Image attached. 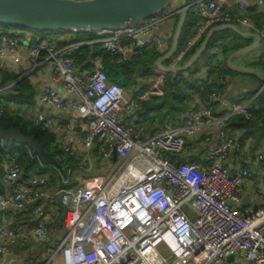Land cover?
Masks as SVG:
<instances>
[{"label": "built area", "instance_id": "built-area-1", "mask_svg": "<svg viewBox=\"0 0 264 264\" xmlns=\"http://www.w3.org/2000/svg\"><path fill=\"white\" fill-rule=\"evenodd\" d=\"M186 8L197 20V37L175 56L173 65L216 25H240L258 33L264 44V26L248 15L252 8L264 16V0H186ZM180 11V5L167 4L139 23L94 31L96 39L63 47L49 40L30 41L21 51L18 35L0 34V71L9 69L6 61L15 72H24L23 76L45 65L64 92L74 94L68 98L50 86L39 93L44 104L61 111L76 110L74 122L55 123L38 112L27 115L31 123L60 132L84 123L80 167L91 173L92 154L97 150L99 160L113 171L101 181L92 173L74 186L49 191L45 175L22 174L18 155L11 152L19 144L0 140L5 153L0 163L4 186L0 212L20 211L34 203L38 215L30 232L6 225L0 217V264H14L11 248L25 246L30 236L47 239L49 228L42 210L55 202L64 208V232L45 264H264V206L240 208L243 181L253 171L249 163L226 164L229 151L239 147L226 119L239 115L253 122L252 99L232 103L221 115L214 114L215 103L221 101L222 85L217 78L218 89L208 95L206 104H192L182 124H167L146 136V125L137 122V112L144 102L163 94L165 72L155 66L141 70L145 76L154 74L152 81L136 95H128L124 85L107 77L102 53L92 58L87 73L81 74L74 63L78 49L92 44L113 63L137 60L148 49L162 55L169 48L167 40L153 33ZM197 77L205 78L206 70ZM208 126L217 127V142L208 148L201 164L192 161L185 148L188 137ZM71 142L66 139L64 152L70 150ZM255 160L264 184V153L257 152ZM59 174L63 184L70 182V171ZM59 214L55 209L54 216ZM229 254H235L234 260L227 259Z\"/></svg>", "mask_w": 264, "mask_h": 264}, {"label": "crops", "instance_id": "crops-1", "mask_svg": "<svg viewBox=\"0 0 264 264\" xmlns=\"http://www.w3.org/2000/svg\"><path fill=\"white\" fill-rule=\"evenodd\" d=\"M248 15L251 16L253 19H255L258 25L264 26V16L263 15H260L258 13L255 14L252 8L250 9V11H248ZM235 26L238 29H240L242 32H255V31H249L248 29L240 25H235ZM174 27H175V23L170 20L167 23L162 24L159 29L154 31L153 34H156L162 37L163 39L168 40L172 35V31ZM228 29H224V30H228ZM1 33H6V32L0 31V34ZM21 33L22 32H20V34ZM10 34H15V33L10 32ZM203 35H200L198 37V40ZM22 36L23 38L20 37L22 40L21 51L25 49L27 43H29L30 41H34V38H32L33 36L31 33L23 32ZM226 36H227L226 39L234 37L232 33H227ZM70 37L71 35L69 33L61 32L58 34H53L52 36L48 37V40L51 41L57 47H63L65 45H61V43L63 41H68ZM194 37H197V32L194 35ZM243 38H244L243 42L245 43V45H249L254 41V39L251 37H243ZM226 41L230 42V40H226ZM260 44H259V48H260ZM89 46H96L95 48L98 49L101 53V49L98 45L92 44ZM219 52L221 54L217 56V59L222 61L224 58V62L226 63V58L231 53V51L228 52L227 54L224 53V56H223L221 49L219 47H214L210 49L211 54L219 53ZM262 52H263L262 50L258 49L250 53L236 55L231 59V64L235 66L247 67L259 73L264 74V58H263L264 54L262 55ZM81 55H82L81 52L77 55L79 56V59H78L79 63H77L75 59H74V63L77 67V70L81 74H83L91 70L92 58L90 57L89 59H81L80 58ZM103 57L105 58L104 54H103ZM6 67L9 68L7 71L15 72L14 70L11 69L8 61H6ZM47 69L48 67L44 65L40 69L34 72H30L27 75H25L29 77L31 84L34 86V89H35L34 101L32 104H17V103L15 104L12 102L7 103V102H4V100H2V104L3 106L8 107L11 111H17L23 115L43 112L45 115L50 117L55 123H61V124L62 123H72L75 120L76 110L69 109L67 111H61L53 107L52 105L44 104L39 101V93L41 89L45 86H50L54 88L60 94H64L68 98L74 97V94H66L64 92L62 85L51 77V75L48 73L49 70L47 71ZM203 69H204L203 67H200L197 73L198 72L201 73ZM105 70H106V66H105ZM230 70H231L230 73H226L224 74V76L219 75L218 77H216L220 79V84L222 85L221 90H220L221 91V101H217L214 105V111L216 113L221 112L222 110L225 112L231 106L232 103H237L238 101H242V100L243 101H249L250 99L253 100L257 96V94L261 91L260 87L264 83V81L261 78L255 75H252L250 73L241 72V71L232 70V69ZM153 77H154V74H150V72H148L146 76L140 74V72L139 73L134 72L131 75V78H132V79L130 78L131 81L128 84H126V85H129V87L125 86L128 92V95H136L141 90H144L147 87V85L152 81ZM163 86H164V83L162 84V89H163ZM150 100H152V98ZM196 103H198L197 99L194 101V104ZM141 110L137 112V122L144 123L147 129L149 130L151 129L152 134L159 132L161 129L165 127V126L161 127V125H158V122H159L158 118H155V116L150 114V112L146 113V115L150 114L151 116L150 119L147 116H141L140 115ZM159 112L160 113L164 112V108L160 109ZM153 118H155L154 120H155L156 126L155 124H153V126H149L148 128L149 121ZM226 127H228V125ZM85 128L86 126L84 125V123L78 122L76 127H74V129L69 132H60L59 130L55 128L50 129V131H52L54 134L52 145L59 149L61 148L63 149L66 139H70L72 141L71 142L72 144H71L69 151H71L72 155L74 156L76 160L78 159V161L79 160L81 161V154H82L81 137L83 136ZM228 129L230 133L234 135L231 132L232 129L229 127ZM240 133L241 131H237L234 137L238 138V136H240ZM187 140H189V142H187L185 153L188 154L190 157H192L195 161L201 164H204L206 151L208 150V148L214 146L217 142V127L216 126L205 127L196 136L188 137ZM238 145H239L238 148L234 147L229 151L226 164L229 166L245 165L246 163L250 164L249 167L253 171V174L251 177H248L243 181L240 208L254 210L255 208L259 206H264V184L260 182V175L258 173V165L255 160V155L257 152L264 153L263 151L264 144H263V147H259L258 144H255L253 145L255 148L252 150L251 149L252 139L251 137H248L244 143H241ZM68 152H64V153L66 154ZM3 157H1V160L3 159ZM92 158L94 162L93 168L96 169L95 165L99 161V159L93 154H92ZM1 162L2 161H0V163ZM81 169L82 168L80 166H78L77 169L70 168V167L67 169V171H70V182H71V176L73 174V170L74 172H76L74 174L75 184H73L72 186L76 185L79 179L82 180L83 178H85V176L79 175L78 173L79 171H81ZM21 171H22V174L27 175L28 177L31 176L32 174L45 175L47 178V184L45 186L46 190L54 191L55 189L59 188V186L54 185L52 182H50L49 175L47 172L37 173L35 169L33 168L26 169L22 165H21ZM92 171H91V174L93 173ZM2 173H3V167L0 164V193L4 191V186L1 180ZM58 174H59V171H58ZM35 205L36 204L31 203L20 211L9 209L8 211H6V213L0 212V217L3 218L4 224L17 225L22 230L30 232L33 226L35 225L36 219L38 217V215L34 213ZM55 209L59 211L60 213L59 215L54 216ZM42 214L46 217L47 225L49 228L47 239H37L33 236H30L25 246L23 247L13 246L11 248L10 255H11V258L14 264H25L27 260V255L30 251H32V247L35 248L39 244V247L50 248L51 246H53L54 243L58 241V238L63 234L64 227L62 224L60 203L55 202V203H52L49 207L43 208ZM35 250L39 252L40 248H35Z\"/></svg>", "mask_w": 264, "mask_h": 264}, {"label": "trees", "instance_id": "trees-1", "mask_svg": "<svg viewBox=\"0 0 264 264\" xmlns=\"http://www.w3.org/2000/svg\"><path fill=\"white\" fill-rule=\"evenodd\" d=\"M1 25L7 26L3 24ZM26 29L27 28H22V31H26ZM28 30L30 31L26 32H32V36H34V32L36 33V35L32 37L34 38V41L48 40L46 32L69 33L71 37L68 41H63L61 45L93 40L97 38L93 31ZM196 32L197 20L187 12L178 41L177 55L186 47L187 43L194 37ZM205 33L199 40H196L190 46L189 50L179 61L180 64H184L190 55L199 47L205 36ZM227 33H232V35H234L232 38L233 40H230V42L225 40ZM171 38L168 42V46H170ZM243 39V37L230 29L215 32L212 35L206 50L209 46L210 49L219 47L221 49L222 55L224 56V53L227 54L230 51L244 46L245 43L243 42ZM95 47L96 46L89 45L82 46L80 49H78L74 57L75 61L79 63V56L77 55L80 52L82 53L80 57L81 59H89L90 57L93 58L96 54H98V51ZM101 53H103V51H101ZM204 53L200 57H203V59L205 58V60L207 59L208 62L206 64L203 63L202 66H200V64L198 65L197 60L186 71H178L174 76L172 74H166L163 86L164 94L160 97H153L152 100H149L146 103L144 102V107L142 106L143 109H140V115L147 116L149 119L151 117L150 114L154 115L155 118H158V125H161V127H164L167 123L179 125L184 122L189 107L194 104L196 99L198 102L206 104L208 95L214 90L218 89V86L215 83L217 79L216 77L219 75L224 76L229 68L224 62V58L222 61L217 60L214 64H212L211 59L214 57V55H211L210 50L206 55ZM103 54L105 56L104 61L107 77L110 78V80L124 86L130 82L131 75L134 73L137 66L144 64L147 69H150L154 67L155 60L161 56V54L155 52L153 49H148L144 55L145 57H141L142 59L139 58L137 60L124 63H111L109 61V56L105 53ZM170 61L171 59L167 60L169 63ZM199 66L206 70V77L203 79H198L197 77V71L200 69ZM23 75L24 72L0 71V107L3 108V113L0 116V128L3 130L9 129L11 127L15 128L19 130L22 135H33L38 142L43 143L44 149L51 153L52 157L57 161V165H48L42 160H40L42 163L40 164L37 158L31 157V155H34V153H32L24 145H15L13 148H11V152H14L18 155L20 164L26 169L33 168L37 171V173L47 172L50 182H52L54 185L59 187H70L73 185L72 183L75 181V179L69 184H63L58 171L61 174H65L69 167L77 169L78 166H80V160L78 162V159L76 160L74 158L71 151L65 154L62 148L59 149L52 145L54 134L52 131H50V129H45L40 125L32 124L27 116L20 114L17 111H11L8 107L3 106L2 104V100L7 103L12 102L15 104L33 103L35 93L34 86L31 84L29 77ZM200 103H198V105ZM249 104V109L252 110L256 116L253 122L247 121L239 115H231L226 119V126L228 125V127L232 129L231 132L234 134V136L237 131H241L240 136L236 138L238 144L244 143L248 137H251V149L253 150L255 148L253 145L258 144L259 147H263L264 144V89H262L257 94V96L249 102ZM198 105L196 103V106ZM162 108H164V112L160 113L159 111ZM147 112H150V114L146 115ZM222 113H224L223 110L218 113L214 111V114L216 115H221ZM155 118L149 121L148 128L149 126H153V124H155ZM145 131L146 136L153 135L151 133V129L149 130L146 128ZM187 142H189V140H187ZM3 156H5V153L0 145V161H2L1 157ZM190 158L192 161L196 162L192 157Z\"/></svg>", "mask_w": 264, "mask_h": 264}, {"label": "water", "instance_id": "water-1", "mask_svg": "<svg viewBox=\"0 0 264 264\" xmlns=\"http://www.w3.org/2000/svg\"><path fill=\"white\" fill-rule=\"evenodd\" d=\"M171 0H0V24L22 27L40 31H99L117 30L139 23L161 9ZM181 11L172 35L168 50L159 56L154 66L175 75L178 71L188 70L206 51L209 41L215 32L231 29L241 37H251L254 41L237 48L227 56L229 69L247 72L261 78L264 74L253 69L235 66L231 59L240 54H246L259 49L260 36L256 32H242L234 24H221L210 27L199 47L190 55L184 64L166 65L164 62L174 56L187 14L186 0H180ZM263 85L260 87L262 90ZM259 90V91H260ZM0 140H9L26 146L35 156L48 165H57L51 153L44 149L33 135H22L19 130L0 128ZM116 154L114 153V158ZM235 254H229L227 259L234 260Z\"/></svg>", "mask_w": 264, "mask_h": 264}, {"label": "rangeland", "instance_id": "rangeland-1", "mask_svg": "<svg viewBox=\"0 0 264 264\" xmlns=\"http://www.w3.org/2000/svg\"><path fill=\"white\" fill-rule=\"evenodd\" d=\"M169 4H175L176 6H179L180 5V0H171L170 2H169ZM188 13L190 14V15H192L191 14V12L190 11H188ZM172 22H174L175 23V26H176V24H177V20H178V16H176V17H174L173 19H170ZM170 20H168V21H170ZM168 21H165L163 24H165V23H167ZM174 29H175V27L173 28V31H172V35H173V32H174ZM0 31L2 32V31H4V32H14L16 35H18L19 37H21V38H23V32H26V31H30V30H28V29H26V31H22V27H15V26H2L1 24H0ZM20 32H22L21 34H20ZM58 33H61V32H58ZM58 33H47L46 32V35H47V37H50V36H52L53 34H58ZM31 34H32V32H31ZM33 35V34H32ZM36 35V33L34 32V36ZM172 35H171V37H172ZM33 36V37H34ZM234 36V35H233ZM170 37V38H171ZM170 38L167 40V43L169 42V40H170ZM172 39V38H171ZM225 40H233L232 38H228V39H225ZM244 40V39H243ZM98 50V49H97ZM209 50H210V46L208 47V49L205 51V55L207 54V53H209ZM259 50H264V44L263 43H261L260 44V48H259ZM97 53H100V51L98 50V52ZM177 50H176V52H175V54H174V56H172L170 59H171V61H170V63L169 62H167V61H165L164 63L166 64V65H173L174 64V59H175V56L177 55ZM79 54V53H78ZM214 54V57L211 59L212 60V64H214L218 59H217V56H219L221 53L219 52V53H213ZM213 54H211L212 56H213ZM204 55V56H205ZM145 57V56H144ZM143 57V58H144ZM222 58V57H221ZM140 59H142V58H140ZM169 59V60H170ZM204 60V61H203ZM208 61H207V59L205 60V58L203 59V57H200L199 59H198V65L200 64L201 66H202V64L204 63V64H206ZM169 63V64H168ZM178 65H180V62H178ZM146 68V66L144 65V64H140L139 66H137V68L135 69V71L134 72H137V73H139L141 70H143V69H145ZM231 71H230V69L227 71V73H230ZM166 74H172V73H166ZM173 75V74H172ZM174 76V75H173ZM132 79V78H131ZM131 79H130V81H131ZM126 87L128 86L129 87V85H125ZM163 94H164V91H163ZM162 94V95H163ZM161 95V96H162ZM156 97H158V96H156ZM25 116H27V115H25ZM93 155L94 156H96L98 159H101V156L97 153V150H95V151H93ZM79 162V161H78ZM95 168L96 169H94L93 170V173H96V175H95V180H97V181H101V180H103L104 179V177H105V175H106V177L108 176H110V174L113 172L112 170H110V167H109V165H106V164H104V163H102L100 160L96 163V165H95ZM76 172H74V170H73V174H72V176H71V181H73L75 178H74V174H75ZM79 173V175H83V176H85V178H87V177H89V176H91L92 174L91 173H89V172H86V171H84V170H81V171H79L78 172ZM72 184H75V181H73V183ZM60 211H61V216H63V214H64V208H63V206H60ZM56 243H58V242H56ZM54 247L55 246H51L50 248H42V247H39V244L35 247V248H40V250H39V252L38 251H36L35 250V248L34 247H32V251H30L29 253H28V255H27V260H26V262H25V264H44V262H46V260L49 258V256H50V252L54 249Z\"/></svg>", "mask_w": 264, "mask_h": 264}]
</instances>
